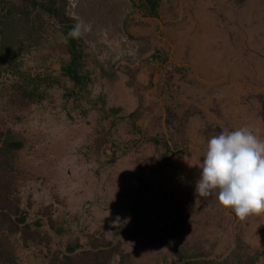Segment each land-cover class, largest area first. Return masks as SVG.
<instances>
[{
    "label": "rangeland",
    "instance_id": "rangeland-1",
    "mask_svg": "<svg viewBox=\"0 0 264 264\" xmlns=\"http://www.w3.org/2000/svg\"><path fill=\"white\" fill-rule=\"evenodd\" d=\"M58 2L74 23L92 24L82 39L91 81L77 101L63 97V86L76 87L60 68L69 59L64 18L42 6L30 21L0 11V42L11 28V56L22 63L5 74L13 58L0 43L1 139L23 143L0 146V264H185L180 255L201 264H264V237L245 244L253 235L247 219L193 195L212 136L250 126L264 138V118L250 110L251 103L264 109V56L244 51L264 48V0H196V9L217 13L198 14L193 34L185 20L179 38L198 40L205 66L193 75L169 67L171 93L165 87L160 95L150 83L152 49L144 53L139 10L160 2L159 10H175L182 0ZM205 43H228L232 59L225 62L230 54L222 50L213 56Z\"/></svg>",
    "mask_w": 264,
    "mask_h": 264
},
{
    "label": "clouds",
    "instance_id": "clouds-1",
    "mask_svg": "<svg viewBox=\"0 0 264 264\" xmlns=\"http://www.w3.org/2000/svg\"><path fill=\"white\" fill-rule=\"evenodd\" d=\"M92 24L79 20L68 37L83 39ZM193 195L213 197L240 221L264 216V138L250 127L223 130L212 136L200 163Z\"/></svg>",
    "mask_w": 264,
    "mask_h": 264
},
{
    "label": "crops",
    "instance_id": "crops-1",
    "mask_svg": "<svg viewBox=\"0 0 264 264\" xmlns=\"http://www.w3.org/2000/svg\"><path fill=\"white\" fill-rule=\"evenodd\" d=\"M195 3L192 1L188 2L187 0H182L180 2V7L175 10H171L169 8L163 7L161 10H159V7L161 6V2L159 5L155 8V10H149L148 5L145 7L140 6V13L144 17L146 25L145 27L139 26L141 32L143 33V37L145 40L144 45V53L148 51V49H152V52L150 54L146 55V61L148 64H151L153 68V73L151 75V85L155 87V92L160 93L166 89V92L170 94L171 91L167 89V80L165 78L166 73H170L167 71L169 67H173L176 69V67H181V70L184 72H190V75H193L197 70V65L201 64L203 67L205 64L200 61V56H204L202 52L200 51V43H197V41L194 42H187L184 43L182 41L183 38H179L181 36V30H180V24L182 22L185 23V20H188L190 23V26L186 28L189 32L192 34L195 30H197L196 26L199 24V21H197V15L198 16H208L216 15L217 9L214 7L213 9H210L208 7L204 8V14L202 11V8L196 9V5H198L196 0H194ZM188 6V7H185ZM196 6V7H195ZM212 11L214 13H212ZM196 12V14H195ZM190 18L187 17V15ZM228 13H225L224 15H227ZM214 17V16H213ZM217 26H219V22H223L222 20L219 21L217 17H215ZM230 20V19H229ZM206 24L205 27H209L207 21H205ZM211 23V20H209ZM232 22V21H231ZM219 23V24H218ZM233 24V22H232ZM231 25V24H230ZM228 25V26H230ZM231 26H234L231 25ZM135 29H138L137 27L133 26ZM220 27V26H219ZM221 31V30H220ZM210 38V37H209ZM244 40L247 42H250V38H248L246 35L244 36ZM97 41V40H96ZM209 47L212 46V43H205ZM214 47L210 51V54L212 53L213 56H215L217 50H222L223 53H228L230 55H227L225 58V62L227 61L228 56L233 57V54L229 53L228 48L232 49V47L228 43H220L226 45V47L223 49H218L217 46L219 43H214ZM259 51L251 50L249 47L244 46L245 49L249 51L254 52L259 58L264 56V48L260 49V46H258ZM200 51V52H199ZM149 52V51H148ZM192 65V67L190 66ZM220 66V64H219ZM220 69H223L222 67ZM173 70V68H172ZM189 75V76H190ZM246 75V76H245ZM245 77L249 78L250 75L248 72L245 73ZM198 77V76H196ZM213 75H209V78H213ZM198 79V78H197ZM209 79V80H210ZM227 79V78H225ZM228 80V79H227ZM180 86H183L181 83ZM234 86V85H230ZM236 87V86H235ZM233 90V93L236 92V94H239L242 96L246 90L244 87L241 89L237 88ZM247 95V92H246ZM166 96V95H165ZM164 104L166 103L165 98L163 99ZM264 107V106H263ZM256 116L257 120L259 122H262V119L264 118V109L261 110V108L255 107V104L251 103V109H250ZM248 224L250 226V230H252V234L246 240L247 245H249L251 242H260L262 241L264 237V216H252L247 219ZM244 242V240L242 239ZM249 243V244H248ZM264 243V242H263Z\"/></svg>",
    "mask_w": 264,
    "mask_h": 264
},
{
    "label": "trees",
    "instance_id": "trees-1",
    "mask_svg": "<svg viewBox=\"0 0 264 264\" xmlns=\"http://www.w3.org/2000/svg\"><path fill=\"white\" fill-rule=\"evenodd\" d=\"M22 1L24 3L27 2V4H24L23 2H21L22 4H20V6H18L16 1L0 0V11L2 10L5 12L3 14V16L6 18H10L16 14H21V15H24L25 18H27V20L30 21V20H32L31 14L36 10V8L38 6H42V7H44V9L46 11L51 13L56 18H58V17L64 18L61 21L60 27L62 29V32H63L65 38L67 39L66 49H67V52L69 54V59L60 68H61L62 75H65V76L71 78L76 87L74 89H69L68 87L63 86V84L62 85L58 84V86L60 85V86L64 87L65 90L63 93V97L66 101H68L72 98H74L77 101L79 99V97L83 96L82 95L83 92L89 91V83L91 81V78H90L89 71L86 70V63L84 61V57L86 56V52L88 53V51H87L88 49L86 50L85 43L82 39L77 40V39H72V38L68 37V32L75 25V23L73 22L72 19L66 17V3H59L58 2L59 0H22ZM64 24H65V27H64ZM4 25H6V24L4 23ZM10 30H11V28H7V29L1 31L3 41L0 42L3 45V47H5V46L7 47L6 53L9 54L8 58H11L12 57L11 55H13V53H14V50H12V48L10 47L12 45L10 43H8L10 41V37L8 36V32ZM8 45H10V46H8ZM3 55H5V54H3ZM12 58H13V62H12L13 65L11 64V65L7 66L6 69H4L5 74L6 73L7 74H15L16 73L15 69H17L18 66L22 65V63H19L16 60L15 56H13ZM3 63H4V60L2 61L0 58V66L3 65ZM4 70L3 69L0 70V75H2V73H4ZM23 70H27V69L23 68ZM24 72L26 74L29 73L27 71H24ZM38 96L40 97V99L46 98L47 97V91L46 92L43 91ZM75 107L78 108L79 112H83V113L87 109V107H84L83 105H80V104H76ZM88 109H89V107H88ZM1 138H2V135L0 133V146L4 144L5 146H8V148H10L11 150L12 149H19L23 144L21 141L11 142L8 139L4 140ZM67 249H68L67 250L68 253H73L76 251L77 247L70 245L67 247ZM95 253H96V255H98L101 252L99 250H96ZM179 257L185 261V264H201L202 263V261H200L199 259H195V258L186 259L182 255H180ZM66 264H69V263H66Z\"/></svg>",
    "mask_w": 264,
    "mask_h": 264
}]
</instances>
